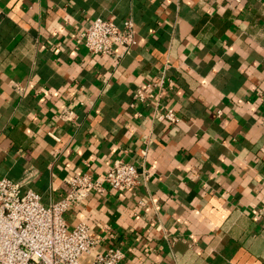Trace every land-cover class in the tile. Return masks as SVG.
<instances>
[{
	"label": "crops",
	"instance_id": "0c3cea01",
	"mask_svg": "<svg viewBox=\"0 0 264 264\" xmlns=\"http://www.w3.org/2000/svg\"><path fill=\"white\" fill-rule=\"evenodd\" d=\"M96 17L131 20L135 46L88 53ZM118 159L149 177L65 213L100 240L79 264L109 247L119 264H264V0H0V176L47 205Z\"/></svg>",
	"mask_w": 264,
	"mask_h": 264
},
{
	"label": "built area",
	"instance_id": "2783aa9c",
	"mask_svg": "<svg viewBox=\"0 0 264 264\" xmlns=\"http://www.w3.org/2000/svg\"><path fill=\"white\" fill-rule=\"evenodd\" d=\"M134 33L129 19L118 26L110 18L96 17L87 20L78 41L90 54L117 57V49L122 50L121 56L135 46ZM163 82L161 79L155 84L161 87ZM133 97L142 103L153 99L154 118L169 124L177 122L171 107H159V94H146L139 88ZM59 116L63 121L75 120L74 112L68 108ZM145 153L146 148L141 150L142 155ZM148 177L142 167L114 160L102 175L82 172L66 178L65 193L44 205L37 193L31 190L21 193L20 182L0 176V264H79L80 258L91 254L100 240L82 222L68 228L65 213L82 204L90 193L102 194L107 189L122 191ZM122 258L118 247H109L96 252L92 264H119Z\"/></svg>",
	"mask_w": 264,
	"mask_h": 264
}]
</instances>
